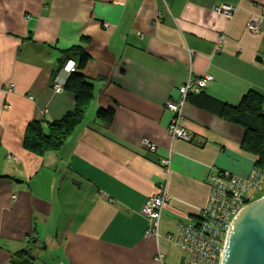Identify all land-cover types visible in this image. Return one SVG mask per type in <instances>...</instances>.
<instances>
[{"label":"crops","instance_id":"1","mask_svg":"<svg viewBox=\"0 0 264 264\" xmlns=\"http://www.w3.org/2000/svg\"><path fill=\"white\" fill-rule=\"evenodd\" d=\"M76 45L93 98L38 156L22 146L26 126L73 108L53 83ZM262 54L264 0H0V264H184L177 226L206 208L209 178L254 166L219 107L264 93ZM204 75L179 116L189 138L171 136L166 101ZM161 188L160 234L147 237L142 207Z\"/></svg>","mask_w":264,"mask_h":264},{"label":"built area","instance_id":"2","mask_svg":"<svg viewBox=\"0 0 264 264\" xmlns=\"http://www.w3.org/2000/svg\"><path fill=\"white\" fill-rule=\"evenodd\" d=\"M217 10L226 16L232 13L231 6L228 4L218 5ZM247 28L251 32H258V22L251 21ZM261 58L264 59L263 54ZM62 69L65 73L73 72L75 70L74 60L67 59ZM209 79H211L209 75L188 78L178 87V94L166 101L165 108L171 113V120L168 124L171 136L189 138L186 131L179 125L181 108L188 95L199 93ZM62 83L54 81L55 90H60ZM142 143L147 150L156 151L155 143L149 139L143 138ZM159 162L167 165L168 160L162 158ZM253 176L254 171L251 169L246 177L223 172L209 178L210 198L206 208L199 213L192 224L181 223L177 226L176 243L186 253L184 264H220L224 236L232 216L237 214L245 204L258 198L256 193L259 187L252 184ZM168 199L169 194L163 188L146 199L142 214L147 221L145 231L147 237L157 238L159 236L162 209Z\"/></svg>","mask_w":264,"mask_h":264},{"label":"trees","instance_id":"3","mask_svg":"<svg viewBox=\"0 0 264 264\" xmlns=\"http://www.w3.org/2000/svg\"><path fill=\"white\" fill-rule=\"evenodd\" d=\"M65 52L68 53L67 57L74 60L75 70L66 76L62 88L73 94L74 106L61 119L45 124L37 120L28 122L22 146L38 156L47 151H54L62 145L66 137L81 122L83 113L93 98V85L83 74L87 54L81 51L78 45ZM258 59L264 64V59L261 57ZM200 93L201 91L196 94ZM219 113L244 129L242 146L254 156L255 160L251 182L259 187L256 196L264 195V93L251 90L234 105L220 102Z\"/></svg>","mask_w":264,"mask_h":264},{"label":"water","instance_id":"4","mask_svg":"<svg viewBox=\"0 0 264 264\" xmlns=\"http://www.w3.org/2000/svg\"><path fill=\"white\" fill-rule=\"evenodd\" d=\"M220 264H264V195L233 215L225 232Z\"/></svg>","mask_w":264,"mask_h":264}]
</instances>
